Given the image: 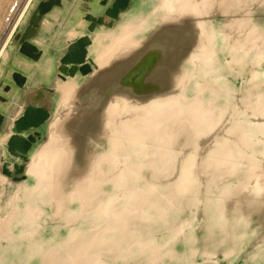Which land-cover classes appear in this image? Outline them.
<instances>
[{"label":"rangeland","instance_id":"374dc122","mask_svg":"<svg viewBox=\"0 0 264 264\" xmlns=\"http://www.w3.org/2000/svg\"><path fill=\"white\" fill-rule=\"evenodd\" d=\"M26 1L0 0V48ZM221 1L193 0L186 22L165 26L184 44L169 82L156 79L148 91V76L141 90L110 79L84 94L82 111L108 118L82 116L83 137H63L81 139L75 145L62 144L54 123L30 166L35 173L6 186L11 236L0 235V264H264V182L248 185L264 167V0L234 12L221 10ZM180 2L162 0L164 14ZM160 4L136 0L103 34L132 19L140 29L142 18L158 26ZM127 60L125 72L145 59L136 53ZM67 97L55 121L71 107ZM193 104L207 110L196 126L176 116L191 115ZM71 160L74 172L89 165L87 173L68 172ZM19 186L29 190L7 207Z\"/></svg>","mask_w":264,"mask_h":264},{"label":"water","instance_id":"95a60500","mask_svg":"<svg viewBox=\"0 0 264 264\" xmlns=\"http://www.w3.org/2000/svg\"><path fill=\"white\" fill-rule=\"evenodd\" d=\"M135 1L30 0L28 3L18 27L11 33L6 55L0 58V205L3 218L10 215L6 214L7 208L3 203L7 194L6 186L23 182L28 179L30 173H35L30 171V166L40 148L50 140L55 120L64 111L65 107L61 103L63 101V91L66 87L76 86L79 90L80 99L76 101V104L80 105L77 107V113L80 117L76 119V123L83 130V133L80 134L78 131L67 128L63 133L65 137L72 135L73 138L76 135L78 138H82L85 134V129L79 123L82 116L87 120L88 114H94L96 117L91 119L94 121H104L108 118V113L98 117L94 110L91 112L82 111V96L93 88L99 87L102 89L110 79H120L123 83L141 90L143 80L147 76L149 77L148 91L156 79H165L169 82L168 72L171 68L176 69L182 60L184 44L171 34L165 26L174 21L186 22V18L191 17L192 13L187 12L182 17H177L162 25L165 14L161 0L159 10H162V20L159 25L153 26L149 24V19L142 18L141 21L146 20L147 23L145 28L140 29L136 35L140 39L144 38L143 44L131 54L123 55L117 60L119 67L122 68L120 69L121 77H109L104 84L94 81L88 89L83 90L85 86L91 84L97 73L98 63L96 58L99 39L103 38L107 44L111 42L114 35L120 33L122 25L129 21L123 23L117 33L111 31L103 34L106 29L113 30L117 27L123 15L132 8ZM247 1L222 0L219 2V8L230 12L232 7L231 12L238 11L246 6ZM242 2L243 4L239 5ZM227 16L230 19L231 16ZM132 21L135 22L136 20L132 19ZM229 25L233 30L242 31L241 24L238 21L230 20ZM144 29H148L150 37L145 36ZM160 31L166 32L181 44L178 48L179 58L173 65L169 64L167 60L168 57L173 55L174 50L167 45L162 46L163 43L160 37L155 39L156 44L153 51L147 49L151 39H154ZM252 36L253 31L248 32L247 38L251 39ZM108 37L111 39L110 41H108ZM135 53L142 54V59L145 60L139 65H131L125 72V66L121 64V60L125 59L126 63L123 62V64H128L127 58ZM149 60H154V63L142 75L141 80L136 79L133 82H128L122 78L123 76H132V68L138 69ZM158 64H164L165 66L158 73L155 71L152 74V67L156 68ZM164 70L166 72L163 74ZM69 106L70 103H67L66 107ZM190 111L192 112L191 115L179 114L178 112L176 116L181 117V120L188 121L192 126L199 125L204 121L206 109L201 108L198 104H193ZM72 122V118L68 120V123ZM50 123H52L51 126H49ZM188 132L189 130L180 132L182 139L187 137ZM206 137L210 139L212 136L208 135ZM64 138L63 144H70L71 142L76 144L81 140L75 139L64 142ZM72 160L70 167L68 166V172L85 175L89 165L83 170L74 172ZM211 167L213 168V166ZM63 182L65 180L61 183L62 190L64 188ZM256 182H264V167L259 170L257 181L249 180L248 185L254 186ZM69 183L83 194L81 191L83 189H77L72 180ZM25 190L29 189L19 186L7 202V207L18 205L19 199L15 200L14 196L19 191L18 194L21 198V194L24 195ZM243 196V192L237 195L240 198Z\"/></svg>","mask_w":264,"mask_h":264},{"label":"bare ground","instance_id":"6f19581e","mask_svg":"<svg viewBox=\"0 0 264 264\" xmlns=\"http://www.w3.org/2000/svg\"><path fill=\"white\" fill-rule=\"evenodd\" d=\"M180 1L181 2L178 5L172 4L171 6H169V8L166 11V14L164 16V23H165V21H170V20L175 19L177 17H182L183 14H185L188 11H191L192 5L190 3L193 0H180ZM29 2H30V0L26 1V4L23 7V10L21 12V17H18V19H17L18 22H16L14 24V26L12 27V30L10 31V34H9L8 38L5 40V42L1 46V48H0V58L6 55L7 47H8V44L10 42L11 33L18 27V25H19V23H20V21L22 19V16L24 15V12H25L26 7L28 6ZM140 28H141V24L136 26L133 21H129V22L125 23L124 25H122V29H121L120 33L116 34L113 37L112 43L109 44L108 46L105 45L104 39L100 38V42H99L100 43V47L98 48V54H97V58H96L97 59V63H98L97 73H96L93 81L91 82V84L85 86L83 88V90L88 89L90 87V85H92L94 83V81H99L101 84H104L109 77H112V78L121 77L120 76L121 75L120 74V72H121L120 69H122V68L119 67L118 64H116L117 63L116 61L118 59H120L123 55L131 54L132 52H134L136 50V48H138L139 46H141L143 44L144 38L140 39L136 35V33L140 30ZM157 37H160V40L163 43L162 46L163 45H167L168 47H170L171 49L174 50L173 55L171 57H168V60H167L169 62V64L173 65L176 62V60L179 58L180 52H179L178 48L181 46V44L178 41L169 38V36H168V34H166V32H161L160 31V32H158L156 34L154 39L153 38L151 39L150 43L148 44L147 49H150L151 51H153L155 49V44H156L155 43V39ZM141 56H142V54H141ZM153 63H154V60H149V61H147V63H145V65H142L138 69L137 68H132L131 71L133 72V75L132 76H127V77L123 76L122 78H124L128 82H133L136 79L141 80L142 75L145 72H147V70L149 69L150 65L153 64ZM165 72L166 71L164 70L162 73L164 74ZM171 73H172V70H171ZM63 92H64L63 93V100H65V97H67L66 95H68L67 98L70 100V103H72V105H71V107L66 109V111L62 115V117H59V119L57 121H55L56 122L55 131L59 135V137H61V138L65 137L63 132H64V130L66 128L69 129V130L78 131L80 134H82L83 130L80 129L78 123H76V119H78L80 117V115L77 113V107H75V106H77L76 101L78 99H80L79 90H78V88L76 86H69V87H66ZM63 102H65V101H62V103ZM95 117L96 116L94 114H91V115L88 116L87 120L94 119ZM71 118L73 119V122L72 123H68V120L71 119ZM56 139L58 140V137ZM56 139H54L55 143L57 141ZM72 144L75 145L74 143H72ZM63 146H65V145H63ZM50 147H51V145H50ZM46 148L47 149H45V150H48V147H46ZM42 150H44V149H42ZM50 150L52 151V149H50ZM60 155H61L60 157L62 158V154L61 153H60ZM40 157H42V156H40ZM36 158H39V157H36ZM61 158H59V161H60ZM43 159H41V160L43 161ZM47 159H46V161H48ZM34 160L37 161L38 159H34ZM60 162H59V164H60ZM36 166L39 167V165H37V164H36ZM36 166H34V167H36ZM58 166H60V165H58ZM40 167H41V165H40ZM58 170L59 169H57L56 172ZM36 171H38V170H36ZM31 172H32V170H31ZM53 172H54V170H53ZM56 172L54 173V175L56 174ZM81 181H83V180H81ZM56 188L58 189V187H55V189ZM55 191L59 192V190H55ZM82 191H84V190H82ZM31 209L32 208L30 207V210ZM32 212L34 213V210H32ZM12 214H14V213L12 212ZM30 216H32V214ZM22 218L24 220V217H22ZM11 219H12V217L10 215L7 216V217L5 216V218H3L2 209H0V235L1 236H3V237L7 236L6 238H9V236H11L10 235V232H11V227H10ZM19 221H20V219H19Z\"/></svg>","mask_w":264,"mask_h":264}]
</instances>
